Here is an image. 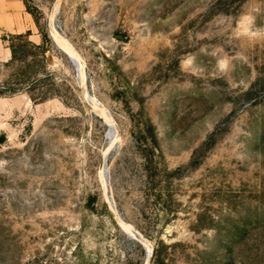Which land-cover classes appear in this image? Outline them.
<instances>
[{"label": "rangeland", "instance_id": "obj_1", "mask_svg": "<svg viewBox=\"0 0 264 264\" xmlns=\"http://www.w3.org/2000/svg\"><path fill=\"white\" fill-rule=\"evenodd\" d=\"M26 1L52 45L44 99L0 57V264H264V0Z\"/></svg>", "mask_w": 264, "mask_h": 264}, {"label": "trees", "instance_id": "obj_2", "mask_svg": "<svg viewBox=\"0 0 264 264\" xmlns=\"http://www.w3.org/2000/svg\"><path fill=\"white\" fill-rule=\"evenodd\" d=\"M27 10L32 14L33 19L36 23V26L38 28V31L40 33V42L36 43L33 42L29 38V34L31 31L29 29L22 31V32H16V33H9L7 36H2L3 39L8 40V46L10 48L11 56L9 60L11 62H15L20 60L23 61L24 56L28 55L32 57H35L38 54L45 55V52L49 50V47L52 45V40L49 36V33L46 28H42V26L39 23V17L36 13V7H33L32 5H29L26 0H24ZM20 54V57L17 55ZM46 59V58H45ZM8 60V61H9ZM35 60L28 63V67L25 69L18 68V71L16 73L15 80H13L12 84L9 86V90L5 92H14L16 89H23L28 92L29 96L33 100L37 99H44L46 94H35L33 92L34 84L36 82L35 78H30V73L35 68ZM5 92H0L5 93ZM159 261L161 263H164L165 258L160 255V253L157 251V249H154V253L152 255V264L155 261Z\"/></svg>", "mask_w": 264, "mask_h": 264}, {"label": "crops", "instance_id": "obj_3", "mask_svg": "<svg viewBox=\"0 0 264 264\" xmlns=\"http://www.w3.org/2000/svg\"><path fill=\"white\" fill-rule=\"evenodd\" d=\"M29 29V37L37 32L32 14L27 10L24 0H0V57L7 58L10 48L2 38L9 33L22 32ZM35 35V34H34ZM40 38V34H36Z\"/></svg>", "mask_w": 264, "mask_h": 264}, {"label": "bare ground", "instance_id": "obj_4", "mask_svg": "<svg viewBox=\"0 0 264 264\" xmlns=\"http://www.w3.org/2000/svg\"><path fill=\"white\" fill-rule=\"evenodd\" d=\"M56 37V36H55ZM54 41H56V43H58L57 39L55 40V38L53 39ZM63 49V48H62Z\"/></svg>", "mask_w": 264, "mask_h": 264}]
</instances>
